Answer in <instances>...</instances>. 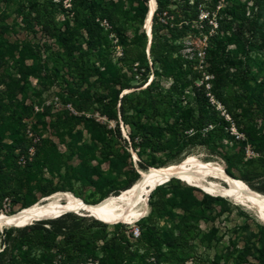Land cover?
<instances>
[{
    "label": "rangeland",
    "instance_id": "1",
    "mask_svg": "<svg viewBox=\"0 0 264 264\" xmlns=\"http://www.w3.org/2000/svg\"><path fill=\"white\" fill-rule=\"evenodd\" d=\"M72 1L0 2V214L12 215L33 198L36 203L43 201L41 190L51 188L69 192L88 204L100 199L106 187L96 189L86 184L80 178L81 163L86 161L89 166H100L101 178H110L111 170L108 163L99 165L96 156L99 155L100 141L95 142V149L81 117L120 131L125 139H128L130 128L120 118L116 122L101 115L99 104L93 105L90 111L81 108L85 99L94 102L102 98L104 104L110 103L120 84L130 86L122 95L139 93L153 83L162 92L175 90L184 104L200 102L209 105L231 123L229 131L234 139L227 138L224 142V152L229 156L239 151V144L235 145V141L245 140L241 128L253 122L257 125L256 130L263 125L261 119H252L257 105L251 102L250 91H245L247 87L241 89L231 83V88L225 91L227 104L214 96V76L207 73L206 48L223 28L225 35L222 33L220 37L224 38L227 50L238 52L245 61L249 78L257 77L258 83L261 82L264 78V0H164L172 14L171 20L175 16L182 19L183 14L188 17L198 14L192 22L183 19L189 30L177 39L168 29L158 31L156 23L152 25L150 38L145 22L142 25L126 23L117 14L113 18L115 27H112L98 18L106 33L101 51L88 49L86 33L74 23ZM107 1L117 3V0ZM31 6L53 12L54 23L50 32L40 23L24 20L23 12ZM243 10L245 18L236 19L234 14ZM154 31L167 40L163 54L167 58L165 67L161 61H154L150 54L149 44ZM144 45L145 58L135 62V58L142 56ZM81 70L88 72L87 78L82 77ZM112 80L117 83L114 85ZM255 84V79H251L252 89ZM85 147L92 152L89 158L84 157ZM130 152L131 166L123 170L115 183L120 188L130 180L138 179L140 171H146L140 166L137 152L132 149ZM144 157L146 162L154 163V167H160L165 160L162 154L154 158L149 154ZM189 157L225 170L231 164L230 176L239 180L247 176L255 187L264 186V153L250 145L231 161L204 146L194 148ZM175 164L178 163L171 165ZM99 179L100 176L94 177V180ZM207 179L215 181L211 177ZM179 181L168 184L166 192L155 196L156 219L145 217L144 221L124 225L120 230L112 225L104 228L95 222V217L91 219L89 214L73 212L77 218L87 219L80 227L84 233L82 236L74 233L66 241L59 237L56 244L60 250L56 251L66 250V255L73 256L76 249L85 247L91 253L71 264H113L106 259L102 248L106 241L123 236L129 241L131 250L138 251L132 264H238L239 252L247 242L260 238L262 233L256 226L264 224L227 199L210 200L200 206L206 212L205 219L189 235L187 247L179 252L174 263L159 262L154 251L141 241L142 230L146 238L152 234L158 240L170 233L178 218L185 213L180 206L182 202L193 210L199 207L205 193L190 190L188 186L193 185ZM14 189L22 190L21 194L15 197L8 193ZM2 193L6 195L3 197ZM69 222L73 221L70 219ZM3 230L0 228V232ZM167 251L163 248L162 252L168 254ZM58 256L55 264H60L63 254ZM249 262L258 263L252 257Z\"/></svg>",
    "mask_w": 264,
    "mask_h": 264
},
{
    "label": "trees",
    "instance_id": "2",
    "mask_svg": "<svg viewBox=\"0 0 264 264\" xmlns=\"http://www.w3.org/2000/svg\"><path fill=\"white\" fill-rule=\"evenodd\" d=\"M156 2L158 8L153 16V26L156 23L158 31L168 29L170 33H173L175 39L182 37L189 30L188 26H186V20L183 19H189L188 21L192 22L198 17V14H194L191 17L183 14L182 19L179 16H175L171 20L172 14L167 10L166 2L164 0H156ZM71 3L74 23L79 30L86 33L88 39L86 45L92 51H101L106 37L105 28L97 21L98 18H102L112 27H115L113 18L118 14L124 18L126 23L137 22L142 25L149 12V0H117V3L107 0H73ZM165 11L167 12L166 15ZM33 14L35 15L34 17ZM245 15L246 13L243 10L234 14V17L242 20ZM23 17L26 22L35 21L44 25L47 32L53 29L54 16L51 10L40 9L39 6H31L29 10L23 12ZM180 24L182 25L180 26ZM224 32L223 28H221L218 36L206 48V60L209 65L207 73L214 76L212 79V92L220 102L227 104L225 91L231 88V83L239 85L241 89L247 87L245 91H250L251 102L257 105L256 111L253 112L254 114L252 113V119H255L254 121L261 119L263 122L261 128L256 130L257 125L254 122H249L251 124H246L244 128H241L240 131L245 134V140H236L235 145L239 144V151L229 156L228 152H224V142L227 138L234 139L229 131L231 123L205 103L197 102L194 105L187 102L184 104L183 99L177 96L175 90L162 92L151 83L139 93L133 92L130 95H122V92L130 89V86L120 84L119 90L115 91V95L108 104H104L102 98L99 101L94 100V102L91 99H85L81 110L90 111L93 105L99 104L98 111H100L101 115H107L109 120L116 122L120 118V121L130 128L128 139H125L120 131H116L113 128L108 129L105 125L93 119L81 117L85 130L90 134L91 140L94 142L93 146L95 149H97L95 142L97 140L100 141L101 147L97 150L99 155L96 156L99 165L108 163L111 170L110 178H101L100 166H89L86 161L81 163L80 178L86 184L92 185L96 189H104L106 187L102 191L100 199L94 204L111 196H119L123 191L131 189L138 181L140 175L138 179L130 180L121 188L115 185L123 170L131 166V149L137 152L141 163L140 166L144 170L154 167V163L145 161L144 156L147 154L152 158L157 154L164 155L165 160L159 166L165 167L174 162H181L198 146H204L210 152L221 155L226 161L238 158L247 145L254 147L256 151L264 153V78L259 83L257 77L249 78L243 58L239 57L238 52L232 53L228 51L227 46L224 45V38L220 37L222 33L225 35ZM166 45L167 40L161 38L154 31L150 54L154 61H161L162 65H164L163 67L167 64V58L163 56ZM144 58L145 45L143 46L142 56L135 58V62ZM223 73L226 74L222 76ZM80 74L83 78H87L88 72L81 70ZM229 77L230 79H228ZM112 79H115V77ZM251 79H255L256 83L253 89L250 85ZM112 82L114 85L117 83L114 80ZM233 116L235 117V115ZM238 127L240 128L239 123ZM83 150L84 157L89 158L92 152L87 147ZM219 150L222 152H219ZM230 167L231 164H228L226 168L228 175H232ZM96 176H100V179L94 180ZM249 179L246 176V178H242V181L264 197V186L255 187ZM172 182L180 183L179 180L174 179L165 185L157 187L152 192L149 199L151 211L146 217L148 220L157 218L154 211L155 196L166 192L169 187L168 184ZM38 185L41 186L40 183ZM188 188L190 190H201L197 187L188 186ZM21 191L14 189L8 193L16 197L21 194ZM41 192L44 198H47L54 193L60 192V190L51 188L41 190ZM5 195L1 194L3 197ZM219 199L222 200L224 198L214 197L205 193L198 204L199 207L195 210L190 209L182 202L180 206L185 213L178 218L177 224L170 233L165 234L163 238L158 240L152 234L146 238V233L142 230L140 233L142 236L141 241L154 251L159 262L174 263L179 258V252L187 247L189 235L193 234L195 229L198 228L199 222L205 219L206 212L200 206L207 204L210 200ZM34 204H36L35 198L23 203L21 209L29 208ZM70 219L73 222H69ZM94 219L97 220L96 218ZM85 220L87 219L77 218L73 211L67 210L50 219L38 220L32 225L4 229L0 232V264H55L59 253L63 254L59 259L60 264H71L82 259L83 256L89 255L91 251L82 247L81 250L76 249V253L73 256L66 255V250L56 251L60 250L57 247L56 240L59 237H63L66 241L74 233L82 236L84 232H81L80 227ZM144 220L145 218L138 223ZM95 222L103 225L104 228L110 226L100 220ZM123 226V224L118 223L112 227L120 230ZM256 227L262 235L257 241L245 244L238 254V264H253L249 262L250 257L254 258L258 262L257 264H264V226L260 224ZM174 231H176V234ZM163 248L168 249V254H163ZM102 250L106 255V259H109L113 264H132L138 255V251H132L129 241L123 236L121 238L115 236L112 240L106 241Z\"/></svg>",
    "mask_w": 264,
    "mask_h": 264
},
{
    "label": "bare ground",
    "instance_id": "3",
    "mask_svg": "<svg viewBox=\"0 0 264 264\" xmlns=\"http://www.w3.org/2000/svg\"><path fill=\"white\" fill-rule=\"evenodd\" d=\"M156 10V0H150L145 20V29L150 38ZM139 175L140 178L131 189L97 204H87L69 192L54 193L12 215L0 214V228L23 227L67 210L89 214L104 223L119 222L123 225H132L148 216L152 190L174 179L193 185L211 196L227 199L264 224V197L242 180L228 175L221 166L202 163L189 157L175 165L150 167L146 171H140ZM208 177L215 181H209Z\"/></svg>",
    "mask_w": 264,
    "mask_h": 264
},
{
    "label": "water",
    "instance_id": "4",
    "mask_svg": "<svg viewBox=\"0 0 264 264\" xmlns=\"http://www.w3.org/2000/svg\"><path fill=\"white\" fill-rule=\"evenodd\" d=\"M151 43H152V39H150V44H149V50H150V47H151ZM155 190V188L152 190V192ZM47 220V219H46ZM40 221H44V220H40ZM119 222H117V223H106L105 222V224H108V225H116V224H118ZM29 225H32V224H29ZM26 226H28V225H26ZM23 227H25V226H23Z\"/></svg>",
    "mask_w": 264,
    "mask_h": 264
}]
</instances>
